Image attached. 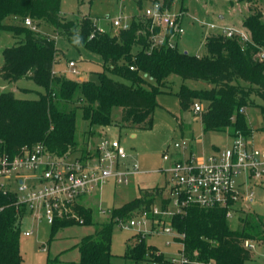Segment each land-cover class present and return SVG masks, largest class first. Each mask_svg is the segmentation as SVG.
<instances>
[{
    "label": "trees",
    "instance_id": "1",
    "mask_svg": "<svg viewBox=\"0 0 264 264\" xmlns=\"http://www.w3.org/2000/svg\"><path fill=\"white\" fill-rule=\"evenodd\" d=\"M157 1V0H155ZM62 0H0V31L11 32L16 45L3 50L0 70L6 81L32 79L44 89L38 99H20L13 91L0 93V157L10 160L24 148L43 144L55 156L74 154L81 148L75 139L76 117L80 110L89 124L107 127L113 108L121 109V123L151 129L156 96L168 87V78L176 74L184 80L204 81L207 89H191L182 85L177 92L183 111L200 103L205 132H226L234 137L240 132L252 138L255 130L247 125L246 109L257 106L264 114V21L261 10L252 8L242 28L250 38L228 37L222 33L206 38V56L191 55L170 45V29L156 25L151 18L133 17L128 29L111 36L97 28L91 17L76 23L62 15ZM159 2V1H157ZM156 3V2H155ZM160 3V2H159ZM173 0H162L160 9L169 10ZM21 24H7L8 18ZM30 18L43 21L60 34L85 49L98 54L104 71L99 81L73 80L54 73L56 40L24 24ZM35 25V24H34ZM163 36L164 41L159 42ZM138 47L137 52L133 49ZM133 68V69H131ZM108 74L116 77H110ZM83 157L88 150L82 148ZM164 186L141 189L139 197L113 208L111 221L103 231L82 239L78 264H114L110 249L111 231L118 220L135 218L140 211L150 210L161 199ZM83 226L97 224L95 210L76 204ZM26 207L18 202L15 192L0 189V264H24L20 252L22 219ZM239 228L233 229L222 208L189 205L175 214L171 225L183 235L176 238L181 253L189 264H245L252 260V249L246 240L264 243V217L251 211L236 215ZM80 225L75 219H58L52 237L61 228ZM135 241V243H134ZM126 259L135 263L166 264L168 258L144 236L136 233L127 243Z\"/></svg>",
    "mask_w": 264,
    "mask_h": 264
},
{
    "label": "rangeland",
    "instance_id": "2",
    "mask_svg": "<svg viewBox=\"0 0 264 264\" xmlns=\"http://www.w3.org/2000/svg\"><path fill=\"white\" fill-rule=\"evenodd\" d=\"M160 3L162 0H157ZM155 0H62L61 13L68 21L78 23L82 17L89 16L98 29L111 36L117 35L122 26H114L116 19H122L123 23L131 22L133 17L146 15L147 9H154ZM259 9L263 13L264 0H173L169 9L170 14L182 13V23L185 32L176 35L172 42L178 48L191 55L206 56V38L210 35L222 33L223 29L238 30L242 35L250 38L242 28L244 19L251 13V9ZM7 24H21L18 19L8 18ZM36 30L56 40L57 55L54 63V71L58 76L67 79L78 80L87 78L99 81L98 74L104 71L102 58L82 45L72 42L67 36L60 34L51 25L40 21L34 23ZM214 25L215 28H211ZM18 39L11 32L0 31V70L3 64V50L16 45ZM139 48L135 47L134 52ZM70 61L76 62L78 74H73L68 67ZM110 77L116 78L111 74ZM191 89H207L210 86L204 81L184 80L176 74L168 78V87L164 92L156 96L157 107L153 113V125L151 129H141L121 123V109L113 108L111 124L107 127L90 125L83 119L81 111L77 112L75 139L81 148L74 155L79 156L82 148L89 149L92 144L97 145L102 138L109 141L117 140L125 149L128 157L126 165L137 164L142 171L133 178L129 185H119L113 178L109 179L100 193L83 198V203L95 210V223L90 226L74 225L59 229L53 237L52 227L45 220L33 219L27 214L22 223L20 237V252L24 264H70L63 260H54L56 251L80 243L82 238L96 235L109 225L111 219L105 214H99V209L112 210L139 197L141 189L164 186L167 180L165 171L171 166L170 161L164 160L166 152L178 154L174 148L176 142L189 140L193 151L200 158L212 153L214 146L225 147L229 144L231 130L226 132H205L202 126L200 112L193 109L183 111L177 92L182 85ZM17 87L26 88L27 91L16 90ZM16 91L15 95L20 99H38L44 93V89L38 86L32 79L24 78L16 82L6 81L0 74V93ZM246 122L249 127L256 129L253 143L257 148H264V114L257 106L249 107L245 111ZM188 156V153L182 152ZM6 184V189L15 191L17 184H10L6 179H0ZM10 184V185H9ZM256 201L252 205L253 212L264 217V190L255 189ZM161 204V199L156 203ZM175 208H173L174 210ZM245 209V213L251 212ZM233 229L239 228L236 217L230 220ZM31 231V236H25V231ZM137 228H122L115 225L111 231L110 249L113 254L114 264H153L151 262L135 263L126 259L127 243ZM177 234V232H175ZM52 238V239H51ZM176 238L178 235L163 233L144 234L145 242L155 246L165 258L178 257L182 245ZM172 241L171 244H166ZM135 243V241H134ZM73 255L72 252H69ZM252 260L245 264H264V243H255L252 249Z\"/></svg>",
    "mask_w": 264,
    "mask_h": 264
},
{
    "label": "built area",
    "instance_id": "3",
    "mask_svg": "<svg viewBox=\"0 0 264 264\" xmlns=\"http://www.w3.org/2000/svg\"><path fill=\"white\" fill-rule=\"evenodd\" d=\"M160 7L161 3L156 2L154 9L146 10L145 16L164 30L173 31L169 40L173 47L172 39L185 32L183 15L180 12L170 14L169 10L162 11ZM24 24L36 30L30 18H26ZM130 24L123 23L122 19L113 22L114 26H122V29H128ZM222 34L248 39L234 29H223ZM163 41L161 36L159 42ZM68 67L73 74H78L75 61H70ZM193 110L201 112L203 106L195 103ZM89 146L85 157L82 154L75 156V153L55 156L43 144H37L32 149L24 148L12 160L0 157V179L17 184L12 192L17 194L18 202L34 218L45 220L50 226L63 218L75 219L83 224V218L76 213V204H83V198L100 193L111 178L119 185H129L142 173L137 164H125L128 155L119 141L102 138L97 145ZM174 148L179 151L178 154L166 152L163 156L164 160L172 163L165 171L167 180L162 200L168 201L167 207L164 209L161 203L150 210L140 211L135 218L118 220L120 227L137 228V233L142 236L163 233L181 238L183 235L175 234L171 219L189 205L222 208L226 210L228 220L245 209L252 210L256 201L255 189L264 190V148H257L252 138L237 132L230 146L217 148L204 158L193 151L189 140L176 142ZM182 152L188 153V156L182 155ZM5 185L0 182V189L9 190ZM99 214H107L111 219L112 210L99 209ZM31 234V231L25 233L26 236ZM244 245L250 249L255 247V243L249 240ZM166 264H189V260L180 252L178 257L168 258Z\"/></svg>",
    "mask_w": 264,
    "mask_h": 264
},
{
    "label": "crops",
    "instance_id": "4",
    "mask_svg": "<svg viewBox=\"0 0 264 264\" xmlns=\"http://www.w3.org/2000/svg\"><path fill=\"white\" fill-rule=\"evenodd\" d=\"M13 19H16V18H13ZM54 73H55V71H54ZM55 74H56V73H55ZM78 80H88V79H87V78H80V79H78ZM16 90L27 91L28 89L17 87ZM13 92L15 93L16 91L14 90ZM253 130H255V133H256V129H253ZM255 133H254L253 137L255 136ZM253 137H252V141H253ZM231 143H232V137H230L229 144H227L225 147L230 146ZM222 147H223V146H222ZM222 147H220V146H214L213 149H212V151L215 150V149H217V148H222ZM192 149H193V147H192ZM27 214H29V213H28V212L25 213V215H24V217H23V219H22V223L24 222V220H25V216H26ZM29 215L32 216L31 214H29ZM32 218L38 220L37 218H34L33 216H32ZM39 221H40V220H39ZM40 222H41V221H40ZM49 226H50V225H49ZM61 229H62V228H61ZM26 232H29V230L25 231L24 234H25ZM32 234H33V233H32ZM32 234H31V235H32ZM31 235H29V236H31ZM25 236H26V235H25ZM51 239H52V238H51ZM82 239H83V238H82ZM81 241H82V240H81ZM80 243H81V242H80ZM80 243L74 244L73 246H69V247L66 246V247L63 248V249L56 251L55 254H54V257H55L54 260H60V259H61V260L65 261V262H67V263H70V264H78L79 261H80V251H79ZM69 252H72L73 255H70ZM169 258H170V257H169Z\"/></svg>",
    "mask_w": 264,
    "mask_h": 264
}]
</instances>
